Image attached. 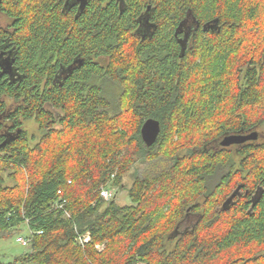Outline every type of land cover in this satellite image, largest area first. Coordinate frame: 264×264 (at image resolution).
I'll return each mask as SVG.
<instances>
[{"label": "trees", "instance_id": "16d2710c", "mask_svg": "<svg viewBox=\"0 0 264 264\" xmlns=\"http://www.w3.org/2000/svg\"><path fill=\"white\" fill-rule=\"evenodd\" d=\"M188 12L194 32L176 37ZM0 15L13 65L0 75V239L32 231L29 264H264V143L220 145L264 127V0H89L80 15L0 0ZM148 119L161 123L151 147ZM127 177L131 203L100 196ZM59 190L72 219L53 208Z\"/></svg>", "mask_w": 264, "mask_h": 264}, {"label": "rangeland", "instance_id": "374dc122", "mask_svg": "<svg viewBox=\"0 0 264 264\" xmlns=\"http://www.w3.org/2000/svg\"><path fill=\"white\" fill-rule=\"evenodd\" d=\"M0 25L1 26H8L9 20L4 16L0 15ZM28 135L30 138H33L34 136L38 138L40 136V133L38 131V128L33 121H30L29 124L26 125ZM262 136V139L260 140V143H264V127H261L257 129ZM32 144H34L37 140H32ZM9 183V182H8ZM131 178L127 177L125 180V187L124 188H113V198L116 202H118L121 205L129 204L131 203L130 197L128 196V189L131 186ZM193 222V220H192ZM190 223V220L188 221V225ZM29 253V247H24L21 244L17 242V237L13 236L8 239H0V263L2 264H29L26 263L24 260V256ZM19 257H22L21 260H18Z\"/></svg>", "mask_w": 264, "mask_h": 264}, {"label": "flooded vegetation", "instance_id": "af4514ba", "mask_svg": "<svg viewBox=\"0 0 264 264\" xmlns=\"http://www.w3.org/2000/svg\"><path fill=\"white\" fill-rule=\"evenodd\" d=\"M60 2L63 3L64 10L73 11L76 15H78L80 10V2L78 3L77 0H60ZM153 12L152 6H147V9L142 12V14L139 17V20L141 21L140 29L138 30L139 33L143 36H147L149 33H153V30L156 28V26L151 22V14ZM183 22L180 23L176 27L175 36L176 37H182V38H189L190 35L194 32V27H196L193 17L191 16V13L188 12V14L183 18ZM188 42V41H187ZM190 43V40H189ZM0 71H1V77L6 74H12V62L9 61L8 55H4V58H2V62H0ZM7 133L10 135L7 137H10L12 135V131L10 130V127L6 128ZM6 137V136H5ZM10 139V138H9ZM262 139V136L259 133V138L257 141H249L244 144H261L260 140ZM6 143H3L0 145V149L5 145ZM242 144V145H244ZM234 145L229 148H234ZM235 192H239V188L236 189ZM2 264V263H0Z\"/></svg>", "mask_w": 264, "mask_h": 264}, {"label": "water", "instance_id": "95a60500", "mask_svg": "<svg viewBox=\"0 0 264 264\" xmlns=\"http://www.w3.org/2000/svg\"><path fill=\"white\" fill-rule=\"evenodd\" d=\"M77 2L78 3L80 2L81 4L78 13V15H80L85 11L89 3V0H77ZM12 70H13V65H12ZM160 132H161V123L156 119H148L144 123L141 129V136L145 144L148 147H151L157 142ZM258 138H259V132L257 131H253L248 134H233L224 137L220 145L224 148H229L234 145H242L249 141H257Z\"/></svg>", "mask_w": 264, "mask_h": 264}, {"label": "built area", "instance_id": "2783aa9c", "mask_svg": "<svg viewBox=\"0 0 264 264\" xmlns=\"http://www.w3.org/2000/svg\"><path fill=\"white\" fill-rule=\"evenodd\" d=\"M71 183V181H69V184ZM100 196L102 198H104L106 201H110L113 198V191L112 189H109L107 187H101L100 189ZM66 205V199L63 196V192L62 190L58 191V198L55 201L53 208L54 209H59L60 211H63L64 215L68 218V219H72V215L71 213L65 208ZM26 222H28V219H25ZM75 232L77 234V240L80 243L81 246H86L87 244H89L91 242V234L90 233H86V234H82L79 233L78 229L75 227ZM41 232H38V234H40ZM33 236L34 234L31 233L27 236L25 235H21L18 237L17 242L19 244H21L24 247H30L32 240H33ZM98 250L102 251L104 249V246H97Z\"/></svg>", "mask_w": 264, "mask_h": 264}]
</instances>
